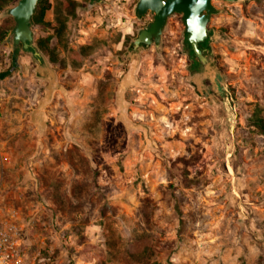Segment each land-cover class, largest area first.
<instances>
[{
  "label": "rangeland",
  "instance_id": "obj_1",
  "mask_svg": "<svg viewBox=\"0 0 264 264\" xmlns=\"http://www.w3.org/2000/svg\"><path fill=\"white\" fill-rule=\"evenodd\" d=\"M17 2L0 8V141L18 153L0 165V217L16 213L25 264H264V0H213L205 92L180 14L131 63L152 17L137 0L38 2L32 52L13 41Z\"/></svg>",
  "mask_w": 264,
  "mask_h": 264
},
{
  "label": "water",
  "instance_id": "obj_2",
  "mask_svg": "<svg viewBox=\"0 0 264 264\" xmlns=\"http://www.w3.org/2000/svg\"><path fill=\"white\" fill-rule=\"evenodd\" d=\"M244 1V0H226ZM39 0H18L17 4L8 11L15 20L13 29V41L15 44L22 43L24 48H28V43L33 39L31 29V19L35 12ZM218 10L213 5V0H137L134 8V15L137 20H141L147 14L152 15L145 28H137L135 47L130 48L131 63H135L141 51L150 47L151 44L161 38V33L166 27L168 17L180 14L184 23V32L194 52L200 56L198 44L208 36V21L210 15ZM149 40L150 44H146ZM37 53V52H33ZM39 62V61H38ZM44 64H37L36 71L41 78L51 80L54 78V70L43 61ZM219 69L216 66H208L200 74L188 76L187 79L193 82L198 89L202 86V80L208 79L214 86L219 76Z\"/></svg>",
  "mask_w": 264,
  "mask_h": 264
},
{
  "label": "flooded vegetation",
  "instance_id": "obj_3",
  "mask_svg": "<svg viewBox=\"0 0 264 264\" xmlns=\"http://www.w3.org/2000/svg\"><path fill=\"white\" fill-rule=\"evenodd\" d=\"M94 1L95 0H90L89 4H92ZM175 15H177V14H175ZM150 19L152 20V17L147 20V22L144 24V26L142 28H145L147 26L148 21ZM208 29H209L208 36L204 39V41H202L198 44L200 56H198L194 52V50L192 49L189 41L186 39V33H185L184 40L181 41L180 49L182 50L183 55L185 56V61H186V71H187L186 78L188 76H194V74L202 73L206 69V67H208V66L210 67V66L214 65L217 67L216 60L213 58L212 48L210 46L211 37H212L213 32L209 27H208ZM164 30L161 33V38L159 40L155 41V43L151 44L150 47H148V49H150L151 47H154L156 52H159L160 48L162 47V43H163ZM135 36H136V33L133 35L131 40L128 42L124 52L120 56V60H125L127 62H130V59L132 56L131 52H130V48L135 47V44H136L135 39H134ZM20 44H22V43H20ZM146 44H150V41L147 40ZM31 47H33L32 41L28 43V48H31ZM33 55L35 58L36 65L37 64L43 65L38 53H33ZM191 84L193 85V87L195 86V88L198 89V87L193 82H191ZM211 88H212V85H211L210 81L208 79H203L202 80V86L200 87V89L203 92H205Z\"/></svg>",
  "mask_w": 264,
  "mask_h": 264
},
{
  "label": "built area",
  "instance_id": "obj_4",
  "mask_svg": "<svg viewBox=\"0 0 264 264\" xmlns=\"http://www.w3.org/2000/svg\"><path fill=\"white\" fill-rule=\"evenodd\" d=\"M17 220L16 213L10 211L0 217V264H25Z\"/></svg>",
  "mask_w": 264,
  "mask_h": 264
},
{
  "label": "crops",
  "instance_id": "obj_5",
  "mask_svg": "<svg viewBox=\"0 0 264 264\" xmlns=\"http://www.w3.org/2000/svg\"><path fill=\"white\" fill-rule=\"evenodd\" d=\"M39 105V101H38ZM43 107L39 106L37 107L36 110V115L34 116L35 119V127L33 128L34 131H36V135H39L40 133L43 132V129H45V119L47 118L46 113L42 110ZM40 142L38 141L37 144ZM18 153L16 152L15 148L11 145L9 142L8 137L6 140H1L0 141V165H5V158H8V161L10 164H14L17 161Z\"/></svg>",
  "mask_w": 264,
  "mask_h": 264
},
{
  "label": "trees",
  "instance_id": "obj_6",
  "mask_svg": "<svg viewBox=\"0 0 264 264\" xmlns=\"http://www.w3.org/2000/svg\"><path fill=\"white\" fill-rule=\"evenodd\" d=\"M11 0H0V8H2V6L8 4ZM43 0H39V4H38V7L37 9H39V13L40 15L43 14V8L41 7V3H42ZM28 49V48H27ZM28 50H30L32 52V48H29ZM34 51V50H33ZM10 73V69H7L3 72L0 73V79L1 78H4L5 76H7L8 74ZM253 123L254 125L258 128V130L261 132V134L264 135V118L262 117H259V116H256L254 119H253Z\"/></svg>",
  "mask_w": 264,
  "mask_h": 264
}]
</instances>
